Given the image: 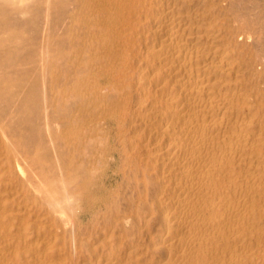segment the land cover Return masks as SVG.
<instances>
[{
  "label": "bare ground",
  "instance_id": "6f19581e",
  "mask_svg": "<svg viewBox=\"0 0 264 264\" xmlns=\"http://www.w3.org/2000/svg\"><path fill=\"white\" fill-rule=\"evenodd\" d=\"M30 1L0 8L23 20ZM41 1L36 50L0 56V83H30L0 108L2 256L61 264L50 230L74 229L77 201L62 154L97 152L114 119L122 179L106 197L108 230L86 244L74 234L76 254L88 251L71 264H264V4ZM54 46L80 59L51 68ZM17 123L29 130L20 139Z\"/></svg>",
  "mask_w": 264,
  "mask_h": 264
},
{
  "label": "rangeland",
  "instance_id": "374dc122",
  "mask_svg": "<svg viewBox=\"0 0 264 264\" xmlns=\"http://www.w3.org/2000/svg\"><path fill=\"white\" fill-rule=\"evenodd\" d=\"M33 1H34V3H33ZM30 3H31V10H30L29 14H31V15L27 14V17L25 16L23 18V20H21L19 17H12V19L9 20V17L0 8L2 10V11L0 10V56L5 55L9 51L16 52L20 49L21 50L23 49L22 51H25V53H30V52H33L36 50V48L38 46V44H37L38 41L35 38L42 35V33H43V29H41L42 24L39 20L42 16L41 14H43L42 1L41 0H31ZM260 3L264 4V0L263 1L260 0ZM38 14L40 15V16H38L39 18L37 17ZM36 19L38 20V24H35V23H37ZM14 20H15V22H14ZM32 25L33 26L35 25L36 27L40 25L41 28L37 27V29H36L34 27L35 30H37V32L32 31V29H34ZM31 26H32V29H31ZM27 28H29V29H27ZM39 29H41V30H39ZM34 33H35V36L37 35L36 37L33 36ZM51 36H53V35H51ZM17 38H18V40H17ZM19 39L21 40L20 42H19ZM23 39L25 40V43H22L24 41ZM16 42H19V43L17 44ZM22 45H24V46L22 47ZM20 47H22V48H20ZM25 47H28V48H25ZM22 53H24V52H22ZM79 59L80 58L78 57V53L76 52V50L74 48L67 47L64 50H58L57 47L54 46L53 51L51 52V56H50V66H51V68H62L63 70H68L70 65L76 64ZM14 62L18 63V61H14ZM30 65L32 66V64H28L26 67L27 68L31 67ZM12 70H14V68ZM31 81H33V79ZM28 84H30V83H28ZM28 84L26 85L25 82H19L17 80H7V79L1 80V83H0L1 99L0 100L3 103L2 102L0 103V108L2 107L1 105H5L4 103H6V102L4 99L7 98L8 96H11V97L14 96L15 98H17L18 96L20 97L21 95H23L25 89L27 90L29 88ZM17 102L18 101H15V102H12V104H11V106L13 108H15L16 110L20 108V102H18V103ZM111 124H112V126H111ZM116 125L117 124H116V122H114V119H110L109 122H107L104 125V127L102 128V131L105 134V139L102 141L103 143L101 142L102 144L100 143V146L98 149V151L100 153L98 151L94 152L95 150L92 147H89L86 151L85 150L81 151V150L76 149V147L73 145H67L65 147V151L62 154V159L64 161V166H65V175H66L67 179L69 180L71 191L73 190L72 192L75 196L73 200L74 201L77 200L75 202H72L71 208H69V211H70L69 213L71 214L72 219L75 221V227H74V229L73 228L67 229L64 226H57L56 228H53V230L52 229L50 230V228H48L47 225H45V227H44V230L47 233L52 231V234H53L54 231H56V232L58 231L56 234L57 239L55 240L54 248H55V252H56L55 257H56L58 262H61V264H71L72 262H70V260L73 261V260H77L78 258L81 259L80 262L82 263L83 258L87 255L88 250L86 248L82 249L84 251V252H82V254L80 252H77V254H76L74 246H73V242H72L74 234L77 236L80 235L81 240H83V244H86V243H92L94 241L95 235L100 233V231L102 232V230H103V232L105 233L108 230L107 225L109 223L110 218H109V213L106 209L107 204H108V199H106V197L108 195L111 196V192H113V190H115V188L118 187V185L122 179V173H121L122 160H121V156H119L120 155V145H119V137H118L119 136L118 135V127H116ZM16 127L18 129L17 130V139L23 138L24 136L27 135L29 130H28V126L26 123H17ZM110 127H112V128H110ZM107 136H108V139L106 138ZM109 140H110V142H109ZM101 148H103V149H101ZM96 153L100 154V155H97ZM81 154H82V156H81ZM81 157H83V158H81ZM95 157L96 158L99 157L98 159L101 161H99V163H97V159ZM91 158H92V160H91ZM94 158L96 161L94 160ZM46 163L47 162L44 161V159L40 158L39 160H36L34 165L38 166V167L43 166V165L47 166ZM86 163L88 166H86ZM107 163H109V164H107ZM97 165H99V166H97ZM114 183L116 185L117 184L118 185L116 186ZM90 191H92V192H90ZM93 192L94 193L97 192L96 193L97 195L94 194ZM83 193L85 194V196ZM87 193H89V194H87ZM100 197H101V199H100ZM91 198H92V200H91L92 202L89 201V199H91ZM96 198H98V199H96ZM93 199L96 201H94ZM96 206H98V207H96ZM14 207L16 208V205ZM77 209H78V211H77ZM96 210H97V212H96ZM91 214H94V215H91ZM105 215H106V217H105ZM93 217H94V219L96 218L95 221H93L94 220ZM103 220L105 223L103 222ZM95 225L98 228L100 227V229H98ZM102 227H103V229H102ZM82 229H83V231H82ZM105 229H106V231H105ZM64 234H65V236H64ZM54 236H52V238ZM84 238L87 240H85ZM90 241H92V242H90ZM2 245L0 244V246H2ZM58 247H61V248L58 249ZM1 248L4 249V245ZM67 248H68V250H66ZM1 252H0V255L2 256ZM1 256H0V259H2L3 262H2V260H0V264H3V263L4 264L9 263L10 264V262L12 264H14L12 262L13 261L12 258L9 257V258L5 259V256H2L3 258H1ZM69 258H70V260H69ZM9 260H10V262H9ZM61 260L62 261L64 260L65 262L64 261L62 262ZM66 261H68V262H66Z\"/></svg>",
  "mask_w": 264,
  "mask_h": 264
}]
</instances>
